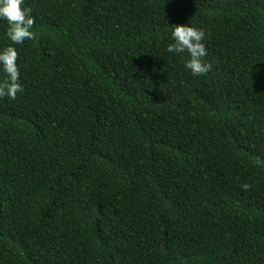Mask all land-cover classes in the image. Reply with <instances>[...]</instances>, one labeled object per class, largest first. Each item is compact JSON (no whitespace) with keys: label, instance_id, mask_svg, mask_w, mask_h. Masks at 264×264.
<instances>
[{"label":"trees","instance_id":"1","mask_svg":"<svg viewBox=\"0 0 264 264\" xmlns=\"http://www.w3.org/2000/svg\"><path fill=\"white\" fill-rule=\"evenodd\" d=\"M23 6L0 264H264V0ZM186 23L206 34L199 76L166 51Z\"/></svg>","mask_w":264,"mask_h":264},{"label":"clouds","instance_id":"2","mask_svg":"<svg viewBox=\"0 0 264 264\" xmlns=\"http://www.w3.org/2000/svg\"><path fill=\"white\" fill-rule=\"evenodd\" d=\"M23 5L24 0H0V21L7 22L6 36L11 42L8 46L0 48V70L6 76V80L0 84V98L15 99L18 92H23L21 73L17 65L18 53L14 45L34 38L31 31L34 24L32 9ZM205 35L203 28L187 23L176 24L171 30V42L166 47V51L171 54L187 53L184 67L193 76L205 74L212 67L204 59L208 55ZM249 187L247 183L241 185L243 190Z\"/></svg>","mask_w":264,"mask_h":264}]
</instances>
